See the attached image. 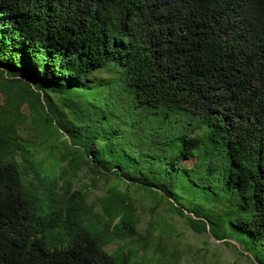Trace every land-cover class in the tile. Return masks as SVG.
Masks as SVG:
<instances>
[{
  "label": "trees",
  "instance_id": "16d2710c",
  "mask_svg": "<svg viewBox=\"0 0 264 264\" xmlns=\"http://www.w3.org/2000/svg\"><path fill=\"white\" fill-rule=\"evenodd\" d=\"M0 91V264H264V0H0Z\"/></svg>",
  "mask_w": 264,
  "mask_h": 264
},
{
  "label": "rangeland",
  "instance_id": "374dc122",
  "mask_svg": "<svg viewBox=\"0 0 264 264\" xmlns=\"http://www.w3.org/2000/svg\"><path fill=\"white\" fill-rule=\"evenodd\" d=\"M101 79L105 81L109 78V75L106 72L102 74H98ZM98 77V79H99ZM3 99V94L0 91V101ZM23 111L26 114H29L30 109L28 106L23 108ZM25 126V125H23ZM193 161V160H192ZM192 161H188V164L192 165ZM87 171V168L84 169V172ZM116 176L112 175L109 179V182H115ZM78 183L77 186H82L84 183H90V175L80 174L78 176ZM124 188L125 186L122 185ZM105 193V189L101 186L95 187L91 191L90 200L92 201L93 197L96 195H102ZM133 196L137 200V207H138V215L142 220L141 224V231L145 232L144 227L149 223V220L152 218L154 221H161L163 219L167 220L169 223L173 224L175 232L169 238H167V247L171 249L178 248L180 253L184 258L192 257L200 258L201 263L203 264H253L251 259L246 255L240 254V251L245 253H249L244 251V246L240 245L237 240L229 239L236 245L237 249L233 247L226 246L222 241L217 240L215 237H210L208 234L199 235L195 233L191 227L187 225V222L178 215L172 214L168 210V203L161 205L156 212H152L151 207L154 205L155 200L147 193L135 189L132 191ZM186 208H191V205H185ZM160 230L156 231V235H159ZM210 237V242L208 245L204 244V241ZM123 242L120 240H115L107 245V249L110 252H114L118 249Z\"/></svg>",
  "mask_w": 264,
  "mask_h": 264
}]
</instances>
